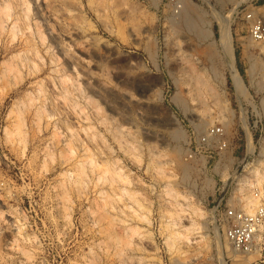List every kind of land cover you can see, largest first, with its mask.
I'll return each instance as SVG.
<instances>
[{"label": "rangeland", "instance_id": "rangeland-1", "mask_svg": "<svg viewBox=\"0 0 264 264\" xmlns=\"http://www.w3.org/2000/svg\"><path fill=\"white\" fill-rule=\"evenodd\" d=\"M188 1L202 24L167 0H0V264H264V224L233 254L222 222L264 208V44L235 15L264 0Z\"/></svg>", "mask_w": 264, "mask_h": 264}, {"label": "built area", "instance_id": "built-area-1", "mask_svg": "<svg viewBox=\"0 0 264 264\" xmlns=\"http://www.w3.org/2000/svg\"><path fill=\"white\" fill-rule=\"evenodd\" d=\"M167 1L173 7L174 14L181 11L180 0ZM235 15L247 26V35L252 44H264V13H258L256 5H251L246 10L239 9ZM252 79L256 80V76L254 75ZM252 113H254L252 116L254 115L256 119V112L253 111ZM252 124L256 126V120ZM226 136L224 124L208 125L198 136L197 144L199 146L215 147V151L219 154L224 152L228 146ZM251 158H256V155L252 153L249 156H244L242 160ZM222 218L225 225L226 239L231 242L235 249L247 251L248 246L254 240V235L258 233L259 228L264 224V208L260 207L252 215H246L241 211L227 208Z\"/></svg>", "mask_w": 264, "mask_h": 264}, {"label": "bare ground", "instance_id": "bare-ground-1", "mask_svg": "<svg viewBox=\"0 0 264 264\" xmlns=\"http://www.w3.org/2000/svg\"><path fill=\"white\" fill-rule=\"evenodd\" d=\"M220 1H224V0H220ZM226 1V0H225ZM228 1V0H227ZM231 1V0H230ZM241 1H244V0H241ZM246 1V0H245ZM232 2V1H231ZM235 3V2H234ZM242 3V2H241ZM180 4H181V11L179 12V13H177L176 15H174V16H179L180 17V20L179 21H181V23L183 24V21H184V23H188V25H189V23H190V18L192 17V16H195L197 19H198V21L199 22H201V24H202V18H201V16H200V13H199V11H197V9H195V7H193V6H191L190 5V3H189V1L188 0H180ZM240 4V1L239 2H236L235 3V7L236 6H238ZM201 18V19H200ZM213 18L214 19H216L218 22H219V26H220V47H222V51H224L225 52V54L226 55H228V57H229V63H228V69H229V71H230V73H231V77H232V80H233V83L235 84V87L237 88V90H239V91H241V92H243V82H242V79H241V77H240V75H239V73H238V71H237V69H236V66H235V63H234V60H233V56H232V36H231V31H230V27H229V19H228V16H227V18H221L219 15L217 16V14L216 15H214L213 16ZM176 24H177V21H176ZM207 24V23H206ZM193 25V24H192ZM211 25V24H210ZM186 27H188V26H186ZM194 27V26H193ZM208 28H209V26H208ZM195 29V28H194ZM203 36H205V37H209L210 38V36H211V32H210V30L209 29H207L206 30V32H205V34H203ZM208 57H212L213 56V58L216 56V54H215V52H214V50L213 49H210L209 48V50H208ZM225 55V56H226ZM227 57V56H226ZM256 62V61H255ZM255 62H252L251 64H250V71L252 72V70H254V63ZM214 69V68H213ZM249 71V72H250ZM212 72H213V70H212ZM217 72V71H216ZM250 72V73H251ZM214 73H215V70H214ZM213 74V73H212ZM218 74H220V73H218ZM215 75V74H214ZM221 75V74H220ZM200 76V75H199ZM214 77V76H213ZM221 77V76H220ZM251 77V76H250ZM196 79V78H195ZM194 79V80H195ZM215 79V78H214ZM218 78H217V76H216V80H217ZM220 79V78H219ZM218 79V80H219ZM192 81H193V79H192ZM198 81H201V80H199V79H197V81H195V84H193V85H197L198 83H200L201 85H202V83L203 82H198ZM219 81H221L222 82V78H221V80H219ZM218 81V82H219ZM194 82V81H193ZM197 82V83H196ZM220 83V82H219ZM199 84V85H200ZM203 85H205V84H203ZM202 85V86H203ZM208 86V85H207ZM196 87H199V86H196ZM204 88H205V86H204ZM207 89V88H206ZM210 90V89H209ZM209 92H211V90L209 91ZM212 93V92H211ZM180 99L179 98H177V96H175V98H174V101L175 102H178ZM183 103V102H182ZM181 103V104H182ZM172 122H177L176 121V119L175 118H173V121ZM178 124V123H177ZM199 126V125H198ZM173 137H175V139L176 138H181L182 136H181V134L179 133V132H177V131H175V132H173ZM258 195H260L259 193H258ZM256 196H254V198H255ZM247 199H249V198H247ZM252 199V198H251ZM251 199H249V200H251ZM259 199V198H258ZM248 200V201H249ZM254 200V199H253ZM252 200V201H253ZM247 201V202H248ZM254 203V202H253ZM248 204V203H247ZM250 205H251V203H250ZM255 204H252V206H254ZM244 207V206H243ZM256 207V206H255ZM260 208V207H259ZM258 208V209H259ZM248 209V208H247ZM250 209H254V208H250ZM258 209H256V211L258 210ZM248 211V210H247ZM249 211H251V210H249ZM245 213H246V211H245ZM250 215V214H249ZM252 215V214H251ZM227 238V237H226ZM255 238V235H254V237H253V239ZM254 241V240H253ZM231 243V242H230ZM220 248V247H219ZM248 248H249V246H248ZM237 249H234L233 248V254H243V253H238V250L236 251ZM240 251V250H239ZM241 252V251H240ZM242 252H244V251H242ZM247 253V252H246ZM249 253H252V251L250 252L249 251ZM247 256H248V254H247ZM245 259V258H244Z\"/></svg>", "mask_w": 264, "mask_h": 264}]
</instances>
